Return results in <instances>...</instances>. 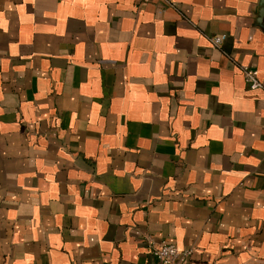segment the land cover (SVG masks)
Masks as SVG:
<instances>
[{
    "label": "crops",
    "instance_id": "obj_1",
    "mask_svg": "<svg viewBox=\"0 0 264 264\" xmlns=\"http://www.w3.org/2000/svg\"><path fill=\"white\" fill-rule=\"evenodd\" d=\"M262 10L0 0V264H264Z\"/></svg>",
    "mask_w": 264,
    "mask_h": 264
},
{
    "label": "built area",
    "instance_id": "obj_2",
    "mask_svg": "<svg viewBox=\"0 0 264 264\" xmlns=\"http://www.w3.org/2000/svg\"><path fill=\"white\" fill-rule=\"evenodd\" d=\"M227 38V34H215L209 37L211 43L215 47H220L224 40ZM244 72L245 79L251 88H264L263 83L259 80L256 71L250 69L247 66H240ZM191 248L179 250L175 245L162 243L154 246L152 249L153 255L165 264H175L180 257L190 258L192 254Z\"/></svg>",
    "mask_w": 264,
    "mask_h": 264
},
{
    "label": "water",
    "instance_id": "obj_3",
    "mask_svg": "<svg viewBox=\"0 0 264 264\" xmlns=\"http://www.w3.org/2000/svg\"><path fill=\"white\" fill-rule=\"evenodd\" d=\"M263 3V2H262ZM262 14H264V10H262Z\"/></svg>",
    "mask_w": 264,
    "mask_h": 264
}]
</instances>
